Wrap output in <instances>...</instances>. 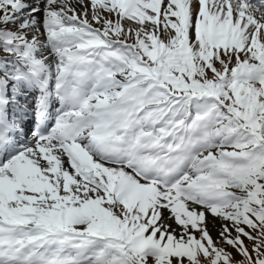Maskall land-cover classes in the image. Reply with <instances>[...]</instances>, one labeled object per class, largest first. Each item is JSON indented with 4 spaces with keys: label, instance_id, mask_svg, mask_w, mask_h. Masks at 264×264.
Returning a JSON list of instances; mask_svg holds the SVG:
<instances>
[{
    "label": "snow or ice",
    "instance_id": "1",
    "mask_svg": "<svg viewBox=\"0 0 264 264\" xmlns=\"http://www.w3.org/2000/svg\"><path fill=\"white\" fill-rule=\"evenodd\" d=\"M0 264H264V0H0Z\"/></svg>",
    "mask_w": 264,
    "mask_h": 264
},
{
    "label": "rangeland",
    "instance_id": "2",
    "mask_svg": "<svg viewBox=\"0 0 264 264\" xmlns=\"http://www.w3.org/2000/svg\"><path fill=\"white\" fill-rule=\"evenodd\" d=\"M220 224H221L220 220L213 221V219L211 217H209L208 227H209L211 234L214 237L217 236V230H218ZM237 259H239V257H237Z\"/></svg>",
    "mask_w": 264,
    "mask_h": 264
}]
</instances>
